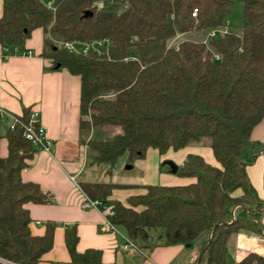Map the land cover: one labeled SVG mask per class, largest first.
Wrapping results in <instances>:
<instances>
[{
	"label": "trees",
	"instance_id": "16d2710c",
	"mask_svg": "<svg viewBox=\"0 0 264 264\" xmlns=\"http://www.w3.org/2000/svg\"><path fill=\"white\" fill-rule=\"evenodd\" d=\"M237 1L240 26L225 22L231 0H2L1 49L21 50L31 32L40 29V55L80 78L79 129H118L110 140L88 141L92 161L111 166L124 154L133 161L149 149L162 155L190 145L212 150L218 167L197 155H188L178 167L176 175L193 183L148 185L125 204L106 200L108 187L83 186L89 198L112 208L110 222L143 250L155 245L153 232L157 245L198 247L199 264H264L254 253L238 262L226 256L230 237L263 230L258 225L261 204L245 166L264 152V144L251 138L264 118V0ZM86 11L91 15L83 17ZM196 32L204 38L191 40ZM64 42L101 45L99 52L77 54L67 51ZM29 112L23 110V120ZM4 138L0 259L41 264L52 249L55 223L46 222L42 234L33 235L24 205L51 204L53 198L21 180L37 151L21 128ZM239 189L242 195L233 196ZM77 241L75 225L65 226L72 264L101 263V250L77 252Z\"/></svg>",
	"mask_w": 264,
	"mask_h": 264
},
{
	"label": "crops",
	"instance_id": "0c3cea01",
	"mask_svg": "<svg viewBox=\"0 0 264 264\" xmlns=\"http://www.w3.org/2000/svg\"><path fill=\"white\" fill-rule=\"evenodd\" d=\"M1 5L2 0L0 15ZM41 48L40 29L33 30L21 48L31 51V55L13 54L5 58L0 47V108L16 116L22 115L25 109L38 112V123L50 142L49 150H37L27 161L28 167L20 173L23 182L37 184L53 198L51 204L24 205L29 212V229L33 235L42 234L46 222L55 223L52 249L43 256L41 264H72L64 243L65 226L71 225H75L78 237L76 251L81 253L87 248L101 250L100 264H192L195 256L200 254L196 246L190 251L192 246L155 244L134 256L122 252L120 234L126 235L125 232L119 233L117 226V234L101 230L105 215L97 209L81 207L84 195L87 196L83 186L100 184L108 187L106 200L125 204L130 195L143 193L148 185L183 186L195 181L160 172L157 165L163 158L180 167L188 155H197L218 167L212 150L206 146H187L177 151L168 149L160 155L157 150L149 149L144 155L149 158L135 159L126 168H136L141 172L136 180L137 175L119 173L128 162L123 155L111 166L95 163L91 160L87 143L101 139H94L95 129H79L80 78L65 67L52 66L51 60L40 55ZM3 124L7 125L8 120ZM111 129L114 136L118 129ZM251 138L264 144V118L253 129ZM3 145L5 154L1 157L7 154L6 139ZM156 153L158 158L155 162ZM245 174L261 204L258 225L263 230L260 234L241 231L234 237L235 247L229 258L235 262L250 253L264 258V152H259L253 162L245 166ZM240 195V189L233 193L235 197Z\"/></svg>",
	"mask_w": 264,
	"mask_h": 264
},
{
	"label": "built area",
	"instance_id": "2783aa9c",
	"mask_svg": "<svg viewBox=\"0 0 264 264\" xmlns=\"http://www.w3.org/2000/svg\"><path fill=\"white\" fill-rule=\"evenodd\" d=\"M47 6L51 7V3L47 2ZM195 14H196V10L193 11V16H195ZM225 32L226 29L219 31H212L207 35L206 40L203 42L205 43L206 41L215 38L218 34ZM62 44L63 47L69 52H73L77 54H87L90 51L99 52L101 42H90V43L64 42ZM3 52L5 58L13 54H21V55L32 54L31 51H23L18 49H13L10 52L8 51H3ZM215 59H217V56H215ZM38 117H39L38 112L30 111L28 118L26 120H23L22 115L16 116L7 112L3 108H0V127L3 125V122L7 119L8 124L4 129L5 130L4 133H6L7 131H13L15 128L19 127L22 130V137L26 141H29L37 150L48 151L50 147V142L46 138L44 128L38 123ZM4 133L2 134L0 130V143L2 139H5ZM81 207L84 209H97L101 211L105 215L101 230L103 232H110L114 234L118 233L115 225H113L109 220V217L113 215V211L110 206L104 204L99 199H91L88 196L84 195V199L81 202ZM120 238H121L120 250L122 252L127 253L130 256H134L135 254L142 253V251L137 246V244L131 241L126 235L120 234ZM0 262H2L3 264H17V263L4 261L2 259H0Z\"/></svg>",
	"mask_w": 264,
	"mask_h": 264
},
{
	"label": "rangeland",
	"instance_id": "374dc122",
	"mask_svg": "<svg viewBox=\"0 0 264 264\" xmlns=\"http://www.w3.org/2000/svg\"><path fill=\"white\" fill-rule=\"evenodd\" d=\"M232 1V5H231V8H230V12H229V15L227 16L225 22L231 26H240L242 25L243 23V14H242V5L237 1V0H231ZM192 37L190 38L191 40H196V41H199L200 39H203L204 38V33L203 32H196V33H192L191 34ZM6 128V125L3 124L1 127H0V130H1V133L3 134L4 133V129ZM111 130L113 129H102V128H95V131H96V134H95V138L94 139H103V140H110L112 138V134H111ZM5 142V139L4 141H2L0 143V155H4L5 154V148H3L2 146H4ZM190 146H202V145H190ZM204 147V146H203ZM147 154V153H146ZM163 155V154H162ZM125 158H127L126 154L123 155ZM160 156V155H159ZM147 157V155H146ZM144 156V158H146ZM149 158V157H147ZM157 158H158V154L156 153V160L155 162L157 161ZM160 158V157H159ZM128 160V159H127ZM151 160V159H150ZM166 161H171L173 162L172 160H168V159H165L163 158L159 164L157 165V169L159 168L160 172H166V173H169V169L167 167V165L164 164V162ZM131 162L132 161H128L126 162L125 165H123L120 169V174H123V175H137L134 179H138V177L141 175V172L137 171L136 168H133L132 170H127L126 168L129 167L131 165ZM174 163V162H173ZM217 163V162H216ZM175 164V163H174ZM218 164V163H217ZM176 165V164H175ZM177 166V165H176ZM124 167V169H123ZM179 167V166H177ZM119 170V169H118ZM171 176H177L176 174H171ZM122 177V176H121ZM179 177V176H177ZM263 205V203H262ZM259 219L261 220V217L260 215L258 216ZM118 228V232L119 233H122L124 230L121 228V227H117ZM152 237L150 239L151 242H153L154 244L156 243H159L158 240H157V233H153L152 232ZM138 246V245H137ZM139 247V246H138ZM234 247H235V239L234 237H230L229 240L227 241V244H226V256L229 258L232 254H233V251H234ZM194 248V245H192V247L190 248V251L193 250ZM197 248V251H198V247ZM140 250L142 251V249L140 248ZM200 253V252H198ZM199 255V254H198ZM197 258L198 256L196 257L195 256V260L192 264H196V261H197ZM230 259V258H229ZM199 264V263H198Z\"/></svg>",
	"mask_w": 264,
	"mask_h": 264
},
{
	"label": "water",
	"instance_id": "95a60500",
	"mask_svg": "<svg viewBox=\"0 0 264 264\" xmlns=\"http://www.w3.org/2000/svg\"><path fill=\"white\" fill-rule=\"evenodd\" d=\"M91 13L89 11H86L84 14H83V17H88L90 16ZM165 165H167L168 169H169V172L171 174H176L177 170H178V167L171 161H166L164 162ZM200 256H201V253L199 254V257H198V261H197V264L199 263V259H200Z\"/></svg>",
	"mask_w": 264,
	"mask_h": 264
}]
</instances>
